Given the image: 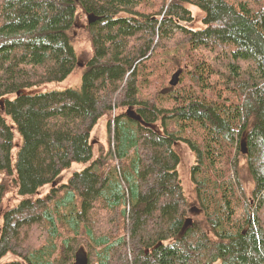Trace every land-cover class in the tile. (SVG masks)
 Here are the masks:
<instances>
[{
    "label": "trees",
    "instance_id": "1",
    "mask_svg": "<svg viewBox=\"0 0 264 264\" xmlns=\"http://www.w3.org/2000/svg\"><path fill=\"white\" fill-rule=\"evenodd\" d=\"M0 174V264H264V0H0Z\"/></svg>",
    "mask_w": 264,
    "mask_h": 264
},
{
    "label": "rangeland",
    "instance_id": "2",
    "mask_svg": "<svg viewBox=\"0 0 264 264\" xmlns=\"http://www.w3.org/2000/svg\"><path fill=\"white\" fill-rule=\"evenodd\" d=\"M193 13V21L187 23L186 26L191 29H202L205 27L203 22L204 14L196 7H191ZM76 24L78 28H83L85 26V17L84 15L79 14L76 20ZM185 25V24H184ZM77 53L79 56V61L83 66L91 56V50L89 48V44L85 41V38L78 37L75 42ZM177 72V71H176ZM175 74V73H174ZM172 79V78H171ZM171 81V80H170ZM169 81V83H170ZM82 84V71L81 69H76L72 74H70L66 79L57 82L48 84L44 89L47 91H64L67 89H80ZM110 114L102 116L94 128L91 131L90 141L94 143V158L97 157L100 147L106 149L108 143V135H107V123L110 119ZM8 122L12 125L11 119L7 117ZM19 136L16 132V144H19ZM174 151L180 157V165H179V172L180 178L182 180L183 188L187 196L192 195V186H191V168L193 165V155L185 144L178 142L174 145ZM17 152V147L13 150V158L15 159ZM89 164H82V163H73L69 169H66L57 179L54 184L46 185L45 187L41 188L38 193L35 195L36 197H44L50 193L52 187H57L61 184L68 183V180L71 176H73L76 172H82ZM3 174H0V179ZM241 184L245 191V194L248 197H252V191L254 189V183L247 172V170H243L241 173ZM63 193V190L60 191ZM21 200V197L18 196L17 191L6 197L3 201L1 206L0 212V226L2 224V213L7 209L12 207L14 204L18 203ZM11 255L5 256L1 262L12 260ZM81 264V263H80Z\"/></svg>",
    "mask_w": 264,
    "mask_h": 264
},
{
    "label": "water",
    "instance_id": "3",
    "mask_svg": "<svg viewBox=\"0 0 264 264\" xmlns=\"http://www.w3.org/2000/svg\"><path fill=\"white\" fill-rule=\"evenodd\" d=\"M182 71L181 70H178L173 76H172V79L170 81V86H177L178 83H179V78H180V75H181ZM134 113L132 112L131 109H128L127 110V116L128 117H134ZM243 152H246L245 150V146H243ZM189 223H191V219H189ZM75 264H79V260L75 263ZM83 264V263H82Z\"/></svg>",
    "mask_w": 264,
    "mask_h": 264
}]
</instances>
